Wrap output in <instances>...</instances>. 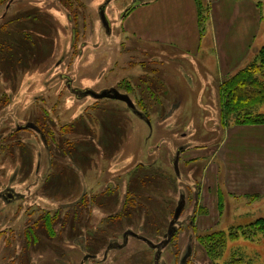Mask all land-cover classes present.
Returning a JSON list of instances; mask_svg holds the SVG:
<instances>
[{"label": "rangeland", "instance_id": "rangeland-1", "mask_svg": "<svg viewBox=\"0 0 264 264\" xmlns=\"http://www.w3.org/2000/svg\"><path fill=\"white\" fill-rule=\"evenodd\" d=\"M107 1L111 33L100 17ZM146 1L20 0L2 20L9 0H0V264H264L262 234L229 239L213 260L199 238L232 228L242 234L264 218V125L227 126L219 93L212 100L205 92L198 104L201 91L180 86L182 71L200 77L198 64L174 44L161 47L132 32L134 19L143 28L136 10ZM160 1L150 19L162 17L168 27L194 22L193 1ZM203 1L210 17L200 30L202 49L215 57L226 51L232 70L224 79L264 48V0L261 7L256 0ZM104 87L130 95L151 125L126 102L78 98L72 90ZM46 120L56 135H46L47 145L28 127ZM200 148L206 155L189 160ZM201 188L216 203L201 202ZM130 232L157 248L133 234L123 243Z\"/></svg>", "mask_w": 264, "mask_h": 264}, {"label": "trees", "instance_id": "trees-1", "mask_svg": "<svg viewBox=\"0 0 264 264\" xmlns=\"http://www.w3.org/2000/svg\"><path fill=\"white\" fill-rule=\"evenodd\" d=\"M195 1L199 25L202 31L204 23L210 17V10L208 5H204L203 0ZM256 1L257 5L261 7L262 0ZM218 92L221 96L220 112L222 122H224L223 124L227 126L231 124L238 126L264 125V113L258 112V108L264 105V48L258 52L256 59L250 64L245 65L229 77L222 79ZM138 106H136V109ZM138 111L146 121L150 120V116L147 113L141 110ZM51 127L54 126L48 123L47 120L44 127L41 128V126H38L39 131L37 132L41 137H44L46 145L48 143L46 140L47 134L49 138L50 136H56L53 134L54 132ZM56 134L59 136L60 132L58 131ZM179 149L184 151L185 148ZM243 231L241 234L235 228H232L229 232H210L199 238L204 243L208 256L212 260L218 259L222 257L229 239H234L242 235L251 237L259 234L264 235V218L250 224ZM227 264L233 263L230 261Z\"/></svg>", "mask_w": 264, "mask_h": 264}, {"label": "crops", "instance_id": "crops-1", "mask_svg": "<svg viewBox=\"0 0 264 264\" xmlns=\"http://www.w3.org/2000/svg\"><path fill=\"white\" fill-rule=\"evenodd\" d=\"M191 1L195 3V5L192 8L194 12V22L192 21L190 22V24H187V25L185 24L174 25L173 24V26H170V27L165 26L162 17L158 20L150 19V13H151L150 8H152V3L155 2L154 4L158 5L161 2L160 0L140 2L139 5L141 6V9L137 8L136 13L138 12L140 14V17L144 16L143 28L139 25V21L134 19L132 32L135 34L144 33L139 36L148 37L146 38L147 41L155 43L156 45H160L161 47H166L165 45H168V44H174L181 50L180 52H182L185 55L187 60L196 62L198 64L197 69L199 71L198 74H200V77H198L197 79V77L193 76V74L191 75L187 71H184V72L182 71L181 73L183 74L182 76L185 80L183 82V85L185 87H183V85L181 84L180 86H182L183 89L186 88L190 92L191 90L201 91V93L198 94L199 96L198 98L200 99L201 103H198V104H202L205 101V92L208 96L211 95L213 97L212 100L218 99V93H219L218 90L220 88V83H221L218 81L222 80L223 77H225L226 72L227 73L231 72L232 62H231V59H229L226 51L223 49H218L219 50L218 57L213 56L209 48L202 49V47H204V40L202 39L201 31H200L201 29L199 26L197 5H196L195 0H191ZM153 10L154 9H152V12ZM132 14H133V11L130 15L127 16V19H126L127 24L131 22L130 18L133 16ZM138 28H141V30H138ZM192 49H197V50L192 51ZM212 57L215 58V61L213 63H210V58ZM203 70H204V73L206 74L205 76L203 75V72H202ZM215 94H216V97L213 96ZM190 97H192V95L191 96L189 95L187 100H190ZM193 103L194 102L191 101V102H188L187 104L193 105ZM180 105H183V99L182 101H180ZM207 152H208L207 148H200L197 150L196 153H192V152L188 153V154H191V156H188V158L189 160L194 159L195 155H200L201 153H205L204 155H206ZM213 154L217 155L215 152ZM213 154L210 157L208 164L206 165L207 170L211 167L214 157H216ZM263 165H264V162L262 163V166ZM205 174L207 175V172ZM206 180L207 178L205 177L204 187H206ZM249 183H256V182L251 181ZM256 184L262 186V184H259V183H256ZM242 187L247 188V185L246 184L238 185L239 189H241ZM215 200H216L215 197L211 200L208 199V196L204 193V189L201 190V198H200L201 202L202 201L204 203L206 202L211 206L213 202L216 203Z\"/></svg>", "mask_w": 264, "mask_h": 264}, {"label": "flooded vegetation", "instance_id": "flooded-vegetation-1", "mask_svg": "<svg viewBox=\"0 0 264 264\" xmlns=\"http://www.w3.org/2000/svg\"><path fill=\"white\" fill-rule=\"evenodd\" d=\"M16 1H20V0H9V2L8 3H6L7 5H6V10L4 11V13H3V15H2V17H1V19L2 20H6L7 19V12H8V10L9 9H11V7L13 6V4L16 2ZM108 3H109V1H107L105 4H103L102 5V7H101V9L103 8V7H105V11H106V9H107V5H108ZM30 4V3H29ZM31 7V6H30ZM100 12H101V10H100ZM68 14V16H67V20H68V23L70 24V26H68V33H70V41L71 42H76V27L74 26V20L72 19L73 17L71 16V14L70 13H67ZM107 15V14H106ZM101 17V16H100ZM108 19V18H107ZM102 21V20H101ZM109 21V20H108ZM109 23H110V21H109ZM105 27V26H104ZM105 29H106V27H105ZM107 30V29H106ZM109 33V32H108ZM110 33H111V25H110ZM28 35H30V36H28V37H30V38H32V39H34L35 38V35H34V30H31V31H29L28 32ZM68 38V39H69ZM67 39V38H66ZM70 88H71V85H70V83H69V85H68ZM73 90V92L74 93H76L77 94V96H78V98H84V97H88V96H90V97H92L91 95H87V96H81V95H79V93H81L82 91H79V90H74V89H72ZM114 90H116V91H118L119 93H121L118 89H116L115 87H110L109 89H106V87H104L99 93H101V92H103V91H110L112 94H113V91ZM121 94H123V93H121ZM124 95H128V94H124ZM129 97H130V95H128ZM109 99H112V98H109ZM130 99H131V97H130ZM112 100H119V99H112ZM120 101H123V100H120ZM131 101H132V99H131ZM123 102H125V101H123ZM133 104H134V102H133ZM133 109H134V113H137L136 111H137V109H136V105L133 107ZM138 114V113H137ZM136 114V115H137ZM140 115V114H139ZM141 116V115H140ZM141 117H143V116H141ZM35 127L33 128V129H35V130H37V131H39L38 129V126L37 125H34ZM36 131V132H37ZM178 152H180V156L182 155V151H181V149H178V151L176 152V155H175V159H176V157H177V154H178ZM175 161V160H174ZM180 162V161H179ZM173 165H174V162H173ZM175 168V167H174ZM37 170L39 171L40 169L39 168H37ZM8 198L9 199H7L8 201H13V200H15L16 198H14L12 195H10V194H8ZM182 201H184V198L182 199ZM182 201H181V203H182ZM185 202V201H184ZM180 203V204H181ZM179 204V205H180ZM179 207V206H178ZM178 207H177V209H178ZM177 209H176V211H175V214H176V212H177ZM183 209H184V207H183ZM183 209H182V212H183ZM182 212H181V214H182ZM181 214H180V216H181ZM180 216H179V218H180ZM179 218L177 219V220H175V215H174V218H173V220L171 221V223H173V221H175L174 222V224L171 226V223H170V226H169V229H170V227H173V229H174V233L176 232V228H175V225H176V223H177V221L179 220ZM174 233H173V235H174ZM127 234V233H126ZM134 235L135 237H137V238H141L142 240H144L147 244H150L154 249L155 248H157V245H155L154 243H152L150 240H148V239H146L145 237H139V236H137L136 235V233H133V232H130V235ZM129 235V236H130ZM173 235H172V237H173ZM172 237L169 239V230H168V233H167V235H165V240L163 241V244L164 245H166L167 243V241H170L171 239H172ZM128 239V238H127ZM125 240L124 239V241L125 242H123V243H125V244H127L128 243V240ZM118 245V244H117ZM121 247V245H118V246H115L114 244H112V245H110V250H112V249H119ZM156 255H157V253H156ZM2 256H4V255H2ZM158 256V258L160 257L159 256V254L157 255ZM155 264H156V262H155Z\"/></svg>", "mask_w": 264, "mask_h": 264}, {"label": "water", "instance_id": "water-1", "mask_svg": "<svg viewBox=\"0 0 264 264\" xmlns=\"http://www.w3.org/2000/svg\"><path fill=\"white\" fill-rule=\"evenodd\" d=\"M100 16H101V20H102L103 25L106 27L107 31L110 33V23H109V21L107 19L105 7H103L101 9ZM79 95H81V96L91 95V96L96 97L98 99H102V98L119 99V100H123L126 103H128L132 108L134 107V104H133V102L131 101V99H130V97L128 95L121 94V93H119L116 90L113 91V94L110 91H103L101 93H95V92H93L91 90H88V91L79 93ZM147 122L151 125L149 120H147ZM28 127L34 128L35 126L33 124H31V125H28ZM179 161H180V152H178L177 157H176V159L174 161V167H175V169H176V171L178 173H179ZM184 205H185V202L182 201V203L179 205V207L177 209V212L175 214V220H177L179 218ZM174 222L175 221H173V223H171V226L174 224ZM173 233H174V229H173V227H170V229H169V239L172 237ZM129 234L130 233L125 234V236H124L125 240L128 238ZM166 243H168V241ZM157 259H158V256H157Z\"/></svg>", "mask_w": 264, "mask_h": 264}]
</instances>
